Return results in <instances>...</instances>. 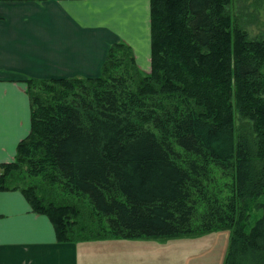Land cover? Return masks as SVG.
<instances>
[{"label":"trees","instance_id":"trees-1","mask_svg":"<svg viewBox=\"0 0 264 264\" xmlns=\"http://www.w3.org/2000/svg\"><path fill=\"white\" fill-rule=\"evenodd\" d=\"M230 4L149 0L148 71L116 41L97 76L26 78L30 129L0 191L60 243L231 229L224 264H264V36Z\"/></svg>","mask_w":264,"mask_h":264},{"label":"crops","instance_id":"crops-1","mask_svg":"<svg viewBox=\"0 0 264 264\" xmlns=\"http://www.w3.org/2000/svg\"><path fill=\"white\" fill-rule=\"evenodd\" d=\"M116 41L149 70V0H0V164L30 129L24 80L97 76ZM81 245L57 242L20 191H0V264H89Z\"/></svg>","mask_w":264,"mask_h":264},{"label":"rangeland","instance_id":"rangeland-1","mask_svg":"<svg viewBox=\"0 0 264 264\" xmlns=\"http://www.w3.org/2000/svg\"><path fill=\"white\" fill-rule=\"evenodd\" d=\"M229 12L251 37L264 36V0H231ZM257 202H264V193ZM260 213L261 207H251L250 223ZM230 235L231 229H222L191 236L112 238L81 243V248L89 264H224Z\"/></svg>","mask_w":264,"mask_h":264}]
</instances>
